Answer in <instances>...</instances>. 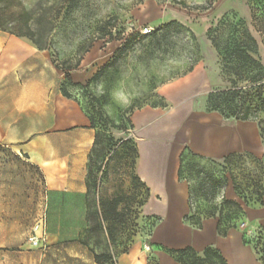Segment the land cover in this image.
Instances as JSON below:
<instances>
[{"label":"rangeland","instance_id":"374dc122","mask_svg":"<svg viewBox=\"0 0 264 264\" xmlns=\"http://www.w3.org/2000/svg\"><path fill=\"white\" fill-rule=\"evenodd\" d=\"M222 19L229 26L243 23L257 40L264 65V0H0V31L23 36L49 54L61 77L59 91L64 89L80 104L101 134L107 158L93 156L86 220L67 226L79 231L74 242L92 253L118 255L148 239L158 224L144 214L147 192L136 181L138 148L131 117L135 110L165 104L159 88L188 75L191 67L201 66L210 79L205 110L210 93L232 86L211 40L215 33L209 34ZM173 21L186 29L174 27L150 36ZM183 176L186 181L181 182L193 191V213L206 220L221 219L223 229L232 226L248 232L241 228L245 213L226 200L243 207L263 204L264 159L242 155L225 162L188 157ZM216 180L221 181V192L213 200ZM202 183L204 196L197 192ZM16 187L19 196L29 199L34 191L39 200L40 217L28 242L39 238V247L44 248L50 243L49 229H64L65 224L53 220L43 172L0 147V204L4 202L0 218L3 209L5 220L13 222L31 210L23 202L17 207L20 215L8 214L14 207L7 206V200L16 197L12 194ZM116 200L120 203L112 212ZM244 237L263 264L264 231L260 228Z\"/></svg>","mask_w":264,"mask_h":264},{"label":"crops","instance_id":"0c3cea01","mask_svg":"<svg viewBox=\"0 0 264 264\" xmlns=\"http://www.w3.org/2000/svg\"><path fill=\"white\" fill-rule=\"evenodd\" d=\"M60 79L48 53L25 38L0 31V147L43 172L53 220L65 224L64 229H49L48 246L34 247L28 238L40 217V203L34 191L32 198L25 199L16 187L12 193L16 197L7 200V206L14 207L8 214L18 213L23 202L31 210L27 208L23 219L13 222L5 220L2 209L0 264H97L88 247L74 242L79 231L67 228L68 223L86 220L88 162L96 131L80 104L59 91ZM210 86L200 66L159 88L165 107L133 112L136 175L148 191L143 210L158 224L148 239L119 254L116 264H150L152 259L178 264L167 250L188 247L199 253L214 247L228 264H262L243 236L264 231V203L244 207L248 232L237 229L220 237L216 219L205 220L201 229L185 222L190 192L179 180V169L186 147L207 159L221 161L233 154L264 159L256 122L228 121L205 110L203 98Z\"/></svg>","mask_w":264,"mask_h":264},{"label":"trees","instance_id":"16d2710c","mask_svg":"<svg viewBox=\"0 0 264 264\" xmlns=\"http://www.w3.org/2000/svg\"><path fill=\"white\" fill-rule=\"evenodd\" d=\"M225 19L218 24L215 29H210L209 34L215 33V36H212L211 40L214 48L217 50L221 62L223 73L230 79L232 86L225 91H216L212 92L208 96L207 100V112H217L225 120L235 119L236 121H252L256 122L259 126L261 137L264 143V65L259 58V45L257 40L252 36V34L244 28L243 23H239L236 26L226 25ZM241 25L243 27H241ZM174 27L185 28L183 25H180L178 22L173 21L168 24L162 25L158 28L155 33H152L151 37H157L158 32L162 30L169 31ZM186 29V28H185ZM188 32H191L187 29ZM14 35V34H12ZM18 37H23L16 35ZM36 45V44H35ZM37 46V45H36ZM38 47V46H37ZM39 48V47H38ZM197 63V62H196ZM195 64V63H194ZM190 71H193V68H190ZM62 94L69 99H72L70 95L63 89ZM165 107L164 103L158 105ZM157 107V106H155ZM263 115V118L259 115ZM88 115V114H87ZM91 128L96 131L95 123L92 117L88 115ZM103 140L100 133H96L95 142L93 149L89 156L88 162V175H87V187L89 191V178L91 177V165L93 163V156H96V159L107 158L105 155V147L101 145ZM137 150V160H138V149ZM245 155L246 157L255 156L251 154H233L225 159V162L229 159L236 158L238 156ZM188 157L197 158L200 160H212L220 161L214 159H207L201 156L194 154L189 148H185L181 155V165L179 169V180L186 181L184 173V165ZM257 159V158H256ZM109 163V161L107 162ZM101 169L98 168V171ZM136 181L145 189L144 184L140 181L136 175ZM146 190V189H145ZM205 183H202L197 190L198 193L205 195ZM147 198H148V191ZM221 192V181L216 180L213 186L212 199L215 200L219 193ZM147 201V200H146ZM260 201L264 203V193L260 195ZM193 202V191L190 190L189 206L190 213L185 217V222L191 225L195 229H201L203 222L206 220L203 217L193 213L192 203ZM229 206L234 207L240 213H245L244 207L235 201H227ZM120 201L116 200L112 203L110 211H117ZM146 203V202H145ZM145 205V204H144ZM143 205V206H144ZM214 216H212L213 218ZM152 219L157 218L151 217ZM235 227L228 226L223 229L221 219L218 220V235L220 237H227L230 231L235 230ZM244 243L248 244L245 241L243 236ZM123 251L122 253L127 252ZM178 264H228L227 260L224 258L222 253L214 248L208 247L205 249L202 254L198 253L192 247H188L181 250H167ZM120 253V254H122ZM95 260L97 264H116L117 254L110 253L109 255L94 253ZM152 259L150 264L154 262ZM156 264L158 262L156 261ZM264 264V263H263Z\"/></svg>","mask_w":264,"mask_h":264},{"label":"built area","instance_id":"2783aa9c","mask_svg":"<svg viewBox=\"0 0 264 264\" xmlns=\"http://www.w3.org/2000/svg\"><path fill=\"white\" fill-rule=\"evenodd\" d=\"M147 33H149V32H151V31H146ZM241 228L242 229H246V224L245 223H242L241 224ZM32 245L34 246V247H39L40 246V240H39V238L38 239H33L32 240Z\"/></svg>","mask_w":264,"mask_h":264}]
</instances>
